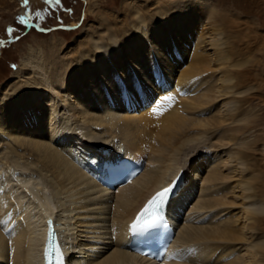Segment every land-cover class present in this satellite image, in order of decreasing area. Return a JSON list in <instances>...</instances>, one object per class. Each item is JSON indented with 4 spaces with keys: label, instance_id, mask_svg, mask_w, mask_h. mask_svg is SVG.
Returning <instances> with one entry per match:
<instances>
[{
    "label": "bare ground",
    "instance_id": "6f19581e",
    "mask_svg": "<svg viewBox=\"0 0 264 264\" xmlns=\"http://www.w3.org/2000/svg\"><path fill=\"white\" fill-rule=\"evenodd\" d=\"M143 1L99 10L70 44L35 42L1 87L0 264H45L50 220L69 264H264V75L239 52L252 32L201 0ZM123 159L142 171L111 190ZM180 176L157 263L131 250V224Z\"/></svg>",
    "mask_w": 264,
    "mask_h": 264
},
{
    "label": "rangeland",
    "instance_id": "374dc122",
    "mask_svg": "<svg viewBox=\"0 0 264 264\" xmlns=\"http://www.w3.org/2000/svg\"><path fill=\"white\" fill-rule=\"evenodd\" d=\"M123 1L126 0H60L58 4H48L45 0H28V6L25 8L23 0H0V42H2L0 43V92L7 79L12 78L24 54L28 52L29 46L36 45L35 42L38 44L50 42L53 38L65 45L70 44L96 22L95 13L99 10L123 17L124 13L121 12ZM201 1L205 9L210 8L231 14L244 28H250L251 38L247 44L241 45L239 52H245L246 57L258 62V71L264 75V0ZM139 3L143 6L145 4L143 0H139ZM26 12L30 14L29 23L35 20L38 26L29 27L18 23L17 18ZM37 12L40 13L39 16L36 15ZM130 13L129 11L128 14L131 15ZM206 13L201 16L202 20H195L192 29L193 32L197 30L205 34L207 43L203 45L202 53L205 58L203 60L207 61L214 59L216 48L210 44V36L212 37L215 32V25ZM10 27L15 29L11 37L7 32ZM193 50L194 48L190 45L185 53L186 58L181 60L183 63L186 64L187 59L191 62L193 55L187 56V52ZM262 91L264 95V87ZM152 96L155 98L147 103L148 107L158 104L159 98L156 97L154 90H152ZM218 101L217 104L222 107V99ZM254 105H258L257 110L261 109L260 114L264 117V103H258V100H255ZM139 110L136 111L138 115L142 114Z\"/></svg>",
    "mask_w": 264,
    "mask_h": 264
},
{
    "label": "snow or ice",
    "instance_id": "6c2138e0",
    "mask_svg": "<svg viewBox=\"0 0 264 264\" xmlns=\"http://www.w3.org/2000/svg\"><path fill=\"white\" fill-rule=\"evenodd\" d=\"M45 2L48 4H58L60 0H45ZM23 6L27 8L28 0H23ZM36 15L39 16L40 13L37 12ZM29 19L30 14L28 12L17 18L18 23L30 27L31 25L29 24ZM14 31L15 29L11 27L7 29L9 37L12 36V33ZM164 100L166 102H171L173 100V97L165 96ZM175 187L176 182H173L171 186L163 189L161 192L157 193L155 197H153V199L148 203L145 209L138 215L136 221L131 225V228L134 232L146 231L151 228H156L164 221V209L167 205L168 200L174 194Z\"/></svg>",
    "mask_w": 264,
    "mask_h": 264
}]
</instances>
